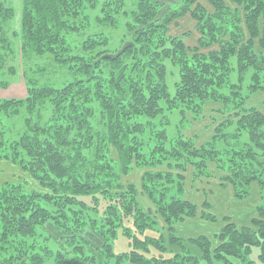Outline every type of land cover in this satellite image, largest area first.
Segmentation results:
<instances>
[{
  "label": "trees",
  "instance_id": "16d2710c",
  "mask_svg": "<svg viewBox=\"0 0 264 264\" xmlns=\"http://www.w3.org/2000/svg\"><path fill=\"white\" fill-rule=\"evenodd\" d=\"M139 1L132 16L122 11L121 0L94 13L107 28L126 19L123 41L131 36L134 44L116 55L122 47L111 52L105 31L89 30L98 0H23L27 94L0 98V161L16 164L41 190L25 180L0 185V264H264V113L247 104L264 91V0H208L214 11L200 0H178L160 19L158 0ZM3 7L0 1V15L11 17L13 10ZM186 14L200 33L194 46L184 39L190 31L167 35L168 24ZM73 36L77 40L69 41ZM5 58L0 54V69ZM237 70L242 77L235 82ZM208 102L218 105V116L213 136L198 144L183 122L188 114L201 119ZM176 110L182 118L173 128L166 113ZM5 117L15 121L10 137ZM110 144L118 159L110 157ZM210 164L236 199L250 196L253 183L262 191L251 224L238 226L226 217L216 246L206 235L184 239L175 227L198 214L199 206L184 197L186 172L193 168L194 181L212 177ZM138 168L140 191L152 199L155 213L140 205L137 184L123 191L121 175ZM203 205L201 217L216 222L207 211L211 204ZM48 223L63 236H52ZM86 225L103 238L97 254L80 234ZM119 232L130 242L124 253L114 248ZM154 251L158 256H150Z\"/></svg>",
  "mask_w": 264,
  "mask_h": 264
},
{
  "label": "rangeland",
  "instance_id": "374dc122",
  "mask_svg": "<svg viewBox=\"0 0 264 264\" xmlns=\"http://www.w3.org/2000/svg\"><path fill=\"white\" fill-rule=\"evenodd\" d=\"M0 1L4 4L3 10H6L7 8L13 10V15L7 19L5 18V16H7L6 13L2 12V15H0V54L6 55V58L4 60L5 62H3V68L0 69V81H8V83H9L8 86H6V87L0 86V98H14V97L20 98L21 94L22 95L27 94L26 83H25L26 79H24V75H25L26 67H28L25 64V62L22 61V57H21V53H20L21 40L23 37V33H22L23 0H0ZM115 1L116 0H98L97 8L95 10H93V12H91V14H92L91 15V21L94 18V13L95 12L99 13L100 9L102 8L103 5L114 6ZM121 1L124 2V6L122 8V11H126L128 16H132L133 13L135 14L134 11L138 10L139 2H140L139 0H121ZM177 1L178 0H158L159 7H158L156 17L159 19L164 18L167 14L170 13V11L172 10V7H174V5L177 4ZM201 1L209 10L214 11L213 5H211V3L208 0H201ZM231 3L232 2H230V4ZM107 8H108V6H107ZM238 10H241V16L243 14L242 17H244L245 14L243 13V8L238 9ZM125 22H126V19L119 20L118 21L119 28L114 29V27L107 28L104 24L98 23L93 19V23L90 26L89 30H91L93 28L91 30L92 33L95 32L98 34H101L102 32L103 33L106 32V34L110 38L108 49L111 52H114L118 48H120L124 45L123 42L125 40L126 41H132L133 40V39H131L132 37L129 36L128 38L124 39V41H123L122 36L126 33V27L123 26L125 24ZM243 22L245 23L244 18H243ZM179 24H180V26H183V27H180L179 25L173 26V28L170 29V32L168 31V27H167V32H168L167 35L169 34L171 36H173V35L176 36L177 34H179L181 32L184 33L185 30L191 26V23H188L185 19H183L181 21V23H179ZM168 26H170V25L168 24ZM171 26H172V24H171ZM246 29H247V26H246ZM246 35L248 36V33H246ZM75 38H76V36H73L69 39V41L70 40L71 41L77 40ZM193 45H196V42ZM256 45H257V47H256ZM255 47L257 50L259 48L258 44H255ZM9 50H13L14 53L10 54ZM46 60H47V58L45 60H40V62L43 61L44 63H46ZM13 70L15 71V74L12 72ZM238 71L239 70L234 72L232 75L235 82H237L239 80L240 76L242 77V75H240ZM251 75H252V68L249 70V73L244 76L245 77L244 78L245 84H247V83L249 84ZM49 77H51V76H49ZM49 79H51V78H49ZM169 81L171 84V86H170L171 91H173V89H174L173 77H169ZM20 88H23V89H20ZM18 94L20 96H18ZM25 96H23V97H25ZM95 104L99 105V102L95 101ZM262 110H264V108ZM166 115H168V118H169L170 123L172 124L173 128H174V126H176V122H179L180 119L182 118L181 113L178 110H176L174 113L167 112ZM189 116L192 117L193 115L188 114V117L183 122L184 124H186L185 125L186 127H187V125H188V127L190 125V122H188ZM215 116H218V114L216 113ZM4 121L6 122V126L4 129L8 130L7 136L10 137V132H12V131H10L9 129L12 128L13 123H15V121L13 119H9L7 117L4 118ZM94 122H95V125H97V126L102 124L103 118H102L101 112H99V111L96 112ZM205 123L206 122L196 123L195 126L193 127V129L191 131H189V135L197 134L196 131L201 132L205 128L208 129L207 126H204ZM1 130L2 129L0 127V132H1ZM205 132L208 133V136ZM205 132L201 135V138L199 139L198 144H201L200 143L201 141L204 142V140L209 137V131H205ZM109 146H110V154L109 155L112 158V160L118 159L119 158V152H118L117 148H115L111 144ZM0 164H1L0 165V185L5 183V182H11V181H19V182L22 181V182H24V180H25L29 183L30 187H37L40 189V187H39L38 183L35 181V179L31 175H29L25 172H22V170L13 162L7 161V160H1ZM210 166H211V169L214 171V174H218V175L220 174L219 173L220 171L215 167L214 164H210ZM158 169H160V168H158ZM135 170L137 171V173L135 172ZM142 173H143V169L138 168V169H133L130 174H127V175L122 174L121 175V182L125 186L123 191H126L128 189V184H133V183H135L139 186L138 189L140 191L139 182H140V180H142L141 179ZM206 178H210V177H203L202 179H206ZM202 179H199L198 181H201ZM202 186L203 185H201V187ZM206 191H208V190H206ZM197 192L198 191H196V193L194 195L195 196L194 201H200V202L208 201L209 202V200L206 199L207 192L204 193L203 190H202V192H201V190L199 193H197ZM205 194H206V196H205ZM184 195H185V190H184ZM137 198H138L140 205L143 208H145L146 210H152L155 213L156 206L153 205L154 203L151 201L152 199L146 193L142 192V190H141L138 193ZM204 202L201 203V205L198 204L199 205L198 214H197L198 219H199V215L201 217V213L203 212L202 208L204 207V205H203ZM195 203H197V202H195ZM226 205H227V207H231L232 210H235V208H236V206H234L232 203L230 205L229 201H226ZM203 209H205V208H203ZM225 209L226 208L223 209V205L221 207H218V211L220 214L223 213V211ZM208 211H209V209H208ZM211 213H214V212H211ZM153 215H155V214H153ZM157 216L159 217L160 215L158 214ZM226 217H228V216H225L224 220ZM158 221L160 222V225L165 228V223H164L165 221L161 216L159 217ZM50 224L51 223H48V225H49L48 229L50 230L48 232L52 236H56V237L63 236V232L59 228H57L54 224H52V225H50ZM215 227L216 226L212 225V227H210V230L215 228ZM204 229H205V227L202 228L201 230L204 231ZM165 232H166V230H165ZM166 233L168 234V232H166ZM80 234L82 235V237L84 239H86L87 241H90L92 243V245H93L92 251L96 252V254H97L98 252H97L96 248L98 246L102 245L103 238L97 233V231L95 229H92L91 227H89V225L84 226L83 231ZM69 238L70 237L68 236V239ZM167 239H168V235H167ZM29 240H32V238L27 239V242L30 245ZM78 240L82 242L81 244H83L82 238L78 239ZM214 242L216 243V242H218V240H215ZM129 243H130L129 240L123 235V232H119L118 238H116V240L114 241L115 251L118 253H124V252L129 251L130 250ZM166 245L171 250L179 251V247L174 246L173 244L169 243V241L166 243ZM188 245L193 247L194 251L200 255V250H198L195 246H193L189 243H188ZM154 252L155 253L150 254V256H158L157 251H154ZM259 254H260V248L255 247L253 254H252V259L255 260L256 262H258ZM80 264H87V263L81 262ZM101 264H105V263H101ZM107 264H116V261L113 260ZM120 264H136V263H132L130 261H124L123 263H120Z\"/></svg>",
  "mask_w": 264,
  "mask_h": 264
},
{
  "label": "crops",
  "instance_id": "0c3cea01",
  "mask_svg": "<svg viewBox=\"0 0 264 264\" xmlns=\"http://www.w3.org/2000/svg\"><path fill=\"white\" fill-rule=\"evenodd\" d=\"M183 19H185L188 23H191V26L189 28H187L184 33L181 32L177 35L181 36V35L190 31L191 35L184 37L185 41H187V43L190 46H192L195 42L197 44L199 37H200V33L198 32V30L196 28V21L191 17L190 14H186L183 17H180L179 19L172 22L171 23L172 26H171V24L169 26V32H170V29L173 28V26H178V25L180 26L179 23H181V21ZM180 27H183V26H180ZM257 44H258V42H257ZM213 47H216V45H214ZM20 89H23V88H20ZM25 95L21 94V97H23ZM18 96H20V95L18 94ZM247 104H248V106L257 107L259 110H261L263 112L264 110H262V109L264 108V91H258L256 93H254L248 99ZM216 108H218V105H216V103L208 102L204 107L203 117L201 119L194 120V119H192V117H190V120H191L190 125H189V127L187 126L188 128L186 127L185 134L187 136H194L196 138V142L198 143L199 139L201 138V135L205 131H209V137L207 139H205L204 142H206L208 139H210L213 136V132H214V126L212 125V120H213V117H215V115H216V113L214 112V109H216ZM200 122H206L204 126H207L208 129L205 128L201 132L196 131L197 134L189 135V131H191L193 129V127L195 126L196 123H200ZM205 133L208 136V133L207 132H205ZM204 142L201 141L200 143L202 144ZM135 172L137 173L136 170H135ZM188 172H186V174H185L186 175V181H185V195H184V197L190 201L197 202L196 203L197 205L198 204L201 205V203H203L204 201L203 202L194 201L195 200L194 195H195L196 191H198L197 193H199L200 190H201V192L203 190L204 193L207 192V196H206V194H205V196H206V199H208L209 203L211 204V208L209 209V212L215 213V215L217 216V221L212 222V221L206 220V219L200 217V215H199V219H198V215H196L194 217H187L184 221L175 224V227H176V230H177V233L179 236L188 240L191 238H197L201 235H206L212 239L214 246H216L218 244V242H216V243L214 242L215 240H217L215 238V234H217L221 230V228L225 225V223H226V221L224 220L225 216L230 217L231 220L234 223H236L238 226L251 224L253 217H255L257 215L256 208L262 202V191H261V189L257 183L252 184V191H251L250 196H248L245 199L239 200V199H236L234 197V191H233V187L231 185H228L226 188H223L221 186V180H220L221 175L220 174H219L220 176L218 174H215L214 176H212L210 178L202 179L201 181H198V180L194 181V179H193V168L189 167ZM139 184H141V180H140ZM201 185H203V186L201 187ZM206 190H208V191H206ZM226 201H229L230 205L232 203L234 206H236L235 210H232L231 207H227ZM222 205H223V209L224 208H226V209L223 211V213L220 214L218 211V207H221ZM203 208H202V210L204 211L205 209H203ZM212 225H214L216 227L210 230V227H212ZM204 227H205V229H204V231H202L201 229Z\"/></svg>",
  "mask_w": 264,
  "mask_h": 264
},
{
  "label": "water",
  "instance_id": "95a60500",
  "mask_svg": "<svg viewBox=\"0 0 264 264\" xmlns=\"http://www.w3.org/2000/svg\"><path fill=\"white\" fill-rule=\"evenodd\" d=\"M133 42L127 41L124 43V45L122 46V48L117 52L116 55H119L121 53H123L124 51H126L128 49L129 46L133 45Z\"/></svg>",
  "mask_w": 264,
  "mask_h": 264
}]
</instances>
